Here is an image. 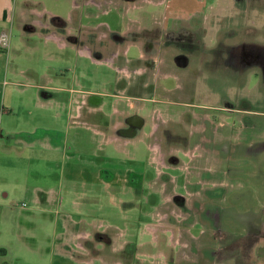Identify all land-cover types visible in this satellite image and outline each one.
I'll return each mask as SVG.
<instances>
[{"label": "rangeland", "instance_id": "1", "mask_svg": "<svg viewBox=\"0 0 264 264\" xmlns=\"http://www.w3.org/2000/svg\"><path fill=\"white\" fill-rule=\"evenodd\" d=\"M33 1L39 10L72 16L74 34L94 60L70 46H46L38 35L35 55L22 52L20 59L32 58L39 69L62 67L67 79L80 71L86 90L105 93L104 120L121 126L137 112L148 125L137 138L118 136L108 145L86 125L75 141L70 128L78 165L59 176L61 206L52 204L46 217L24 199L0 209V264L17 257L25 264H264V79L258 69L238 66L239 46L264 48V0H190L193 7L175 15L167 8V20L178 18L166 25L189 29L196 42L182 52L184 70L174 65L181 52L172 38L160 46L158 36L126 31L144 26L141 17L158 0ZM201 61L213 63L199 67ZM207 112L214 122H206ZM163 122L176 140L162 142ZM22 216L35 226L19 227ZM75 233L87 235L77 241L81 247Z\"/></svg>", "mask_w": 264, "mask_h": 264}, {"label": "crops", "instance_id": "2", "mask_svg": "<svg viewBox=\"0 0 264 264\" xmlns=\"http://www.w3.org/2000/svg\"><path fill=\"white\" fill-rule=\"evenodd\" d=\"M175 1L176 9L193 7L190 0ZM16 4L17 0L15 4L13 0H0V35L5 33L9 44L8 49L0 48V209H13L17 207V200L24 199L46 217L52 204L61 206L65 189L59 183L60 174L78 165V160L73 158L74 151H70V128L75 141L82 136L79 127L86 125L93 137L99 136L108 145L118 141L114 130L119 123L104 120L101 110L105 93L86 90L80 83V71L67 79L62 67L39 69L32 58L20 59L22 52L30 56L37 52L32 40L34 35L44 37L46 46L52 43L59 50L70 46L82 56L92 58V48L81 45V39L74 34L78 26L72 16L64 19L39 10L33 0H20L18 10H15ZM16 20L17 27L22 22L21 36H16L14 43ZM62 24L65 25L60 27ZM53 27L61 28L62 32ZM39 30L46 33L42 35ZM113 110L117 115V108ZM96 114L101 117L87 124L85 120ZM23 204L19 205L21 209L26 207ZM64 220L68 230V218ZM16 222L19 227L35 226L30 217H18ZM70 236L80 247L77 241L87 237L84 233ZM25 241L30 244L33 240ZM46 251L49 254L50 250ZM15 264L25 263L22 257H17Z\"/></svg>", "mask_w": 264, "mask_h": 264}, {"label": "flooded vegetation", "instance_id": "3", "mask_svg": "<svg viewBox=\"0 0 264 264\" xmlns=\"http://www.w3.org/2000/svg\"><path fill=\"white\" fill-rule=\"evenodd\" d=\"M80 3L83 5H93L97 4L98 2H101L102 0H78ZM127 3H134L136 0H122ZM148 2H151L150 0H147ZM175 0H158L156 2H151L153 7L155 8L152 12L145 13L143 17H141V22L144 24V26H135V27H127L126 31L127 33L131 34H141V35H154L158 36V41L160 43V46H165L166 45V38H172L175 42L172 43L173 46L179 49L181 53L177 54L173 58L174 65L181 68V69H186L189 64V59L187 58V55L182 52H188L190 50H193L195 48L196 42L193 40L191 41L190 35L193 34L192 31H189V29H182V28H176L172 26H167L168 23L171 21V19L174 21L177 19V16H173L167 20V17L165 13L167 12L166 9L169 8V14H179L181 10L175 8ZM174 6H173V5ZM99 5V4H98ZM162 7V11H160V6ZM185 11V10H184ZM163 13V15L161 14ZM167 24V25H166ZM65 24H62L60 27H63ZM108 29H110L108 27ZM182 35V36H181ZM154 38V37H152ZM69 39L75 40V38L70 37ZM112 39L115 41L119 40L121 41L122 38H120L118 35H112ZM155 39V40H157ZM154 40V41H155ZM145 44V47L151 48L152 43L150 42V38L148 37V41ZM171 44V43H170ZM171 44V45H172ZM241 49L240 53V61H238L240 67H254L260 71V76L264 79V48L263 47H258V46H252L249 48H246V45L244 46L243 44L239 46ZM262 55V57H261ZM201 63L198 65L199 67H206L209 66L210 64L213 63V61H210L209 63ZM193 70H195L193 68ZM198 82V81H197ZM175 113V112H174ZM176 115V113H175ZM207 116L206 122L210 120V122L213 121V114L210 115L207 113L202 114ZM118 118L121 116V114L117 115ZM96 119L100 118V114L95 115ZM177 117V116H176ZM198 118V117H196ZM176 119V118H175ZM148 125L145 123L144 119L142 116H140L137 112L125 116L123 119V125L119 126L114 130V133L116 136H119L120 138H123L124 140H129L131 138H137L140 135V132L142 128ZM162 132H160L162 138V142L165 143L166 141H170V138H173L176 140L178 137L177 136H172L170 133V129L167 127V124L163 122L162 126ZM160 127L159 130L161 131ZM118 137V138H119ZM176 202L179 205H183L184 200L180 197H174Z\"/></svg>", "mask_w": 264, "mask_h": 264}, {"label": "built area", "instance_id": "4", "mask_svg": "<svg viewBox=\"0 0 264 264\" xmlns=\"http://www.w3.org/2000/svg\"><path fill=\"white\" fill-rule=\"evenodd\" d=\"M8 36L3 33L0 35V48L1 49H8ZM23 207H25V204L22 205Z\"/></svg>", "mask_w": 264, "mask_h": 264}]
</instances>
